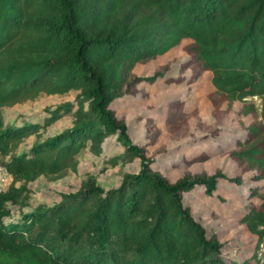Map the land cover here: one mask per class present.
Wrapping results in <instances>:
<instances>
[{
    "label": "trees",
    "instance_id": "16d2710c",
    "mask_svg": "<svg viewBox=\"0 0 264 264\" xmlns=\"http://www.w3.org/2000/svg\"><path fill=\"white\" fill-rule=\"evenodd\" d=\"M184 39L190 78L210 71L213 113L223 116L222 104L241 101L242 114L252 117L242 135L215 145L241 173H253L247 195L256 202L245 204L237 220L256 241L264 236V0H0V157L13 177L0 192V263L253 264V252L224 254L217 233L206 229L184 198L195 187L210 195L224 179L240 184V174L217 170L170 181L113 108L136 94L139 82L183 81L182 74L140 76L132 68ZM72 91L75 108L70 101L47 108L40 120L4 117L5 107L19 100ZM252 95L259 97V109L255 100L244 99ZM67 114L70 126L42 135ZM190 115L182 101L169 103L166 130L183 131ZM146 124L148 142H154L160 129L150 117ZM29 134L30 145L16 151ZM108 135L122 147L108 163L138 158L137 171L123 173L110 188L88 173L59 201L29 206L30 181L76 169L74 155L81 149L100 153Z\"/></svg>",
    "mask_w": 264,
    "mask_h": 264
},
{
    "label": "rangeland",
    "instance_id": "374dc122",
    "mask_svg": "<svg viewBox=\"0 0 264 264\" xmlns=\"http://www.w3.org/2000/svg\"><path fill=\"white\" fill-rule=\"evenodd\" d=\"M185 42L184 39L180 44L146 62H136L132 68V72L140 76H149L154 72L182 74L183 81L167 83L157 79L153 82H139L136 85L138 90L136 94L115 101L113 108L118 116L124 117L133 142L142 146L147 156L155 158L153 166H158L170 181L188 173H213L217 170L224 172L228 177L240 174L243 180L240 184L224 179L219 181L218 189L210 195H205L201 187H195L186 192L184 198L190 205L192 214L206 229L217 233L224 244V254L240 255L242 252L250 256L256 237L245 230L237 217L245 204L249 201L256 202L255 198H249L247 195L249 187L254 183L250 179L253 173L250 171L241 173L236 163L226 153L217 152L215 143L232 140L242 135L245 132V125L252 117L250 114H242L241 101H234L230 106L222 104L226 109L223 116L213 113L208 98V93L212 90L210 71H202L196 78H190L193 69L183 66L187 57L182 49ZM244 99H253L256 103L258 99L259 102L258 96L257 99L250 96ZM70 101L74 102L73 108H75L73 91L62 95L42 93L6 106L3 113L6 121L19 116L40 120L47 114V108ZM173 101H182L183 108L192 113L184 130L176 133L168 132L164 126L165 110ZM149 117L160 129L154 142H148L146 135V121ZM72 122V116L68 114L61 116L51 122L42 135L55 133L70 126ZM215 128H220L218 135L208 136L201 141H195L196 143L190 141V138L204 136ZM33 139V134L23 137L16 151L27 148ZM121 148L115 137L108 135L103 140L100 153L81 149L74 155L76 169L68 166L58 174L39 175L28 183L29 206L51 205L59 201L62 193L75 191L88 173L94 174L97 183L103 188L116 186L123 173L135 172L139 169L138 158L119 160L115 164L108 163L106 158ZM205 152L209 154L207 158L186 162V159L202 156ZM261 183V181L257 182V184ZM262 190L264 191V188Z\"/></svg>",
    "mask_w": 264,
    "mask_h": 264
},
{
    "label": "built area",
    "instance_id": "2783aa9c",
    "mask_svg": "<svg viewBox=\"0 0 264 264\" xmlns=\"http://www.w3.org/2000/svg\"><path fill=\"white\" fill-rule=\"evenodd\" d=\"M250 97L257 99V95H252ZM256 105L258 108L261 107L260 103L258 102V99ZM12 181L13 177L11 173L7 170L6 166L2 163L0 157V192L8 188ZM253 258V264H264V236L255 242Z\"/></svg>",
    "mask_w": 264,
    "mask_h": 264
},
{
    "label": "crops",
    "instance_id": "0c3cea01",
    "mask_svg": "<svg viewBox=\"0 0 264 264\" xmlns=\"http://www.w3.org/2000/svg\"><path fill=\"white\" fill-rule=\"evenodd\" d=\"M253 249H254V246H253Z\"/></svg>",
    "mask_w": 264,
    "mask_h": 264
}]
</instances>
